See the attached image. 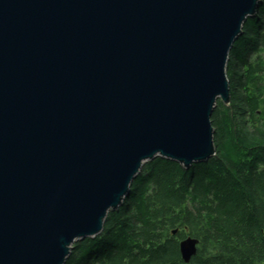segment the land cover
I'll return each instance as SVG.
<instances>
[{"label": "water", "instance_id": "1", "mask_svg": "<svg viewBox=\"0 0 264 264\" xmlns=\"http://www.w3.org/2000/svg\"><path fill=\"white\" fill-rule=\"evenodd\" d=\"M260 2L0 0V264H65L145 163L215 155L229 54ZM198 244L180 241L186 264Z\"/></svg>", "mask_w": 264, "mask_h": 264}, {"label": "trees", "instance_id": "2", "mask_svg": "<svg viewBox=\"0 0 264 264\" xmlns=\"http://www.w3.org/2000/svg\"><path fill=\"white\" fill-rule=\"evenodd\" d=\"M229 54L231 101L212 117L216 153L189 169L144 164L101 234L74 243L65 264H264V0ZM177 230L174 234L173 231Z\"/></svg>", "mask_w": 264, "mask_h": 264}]
</instances>
